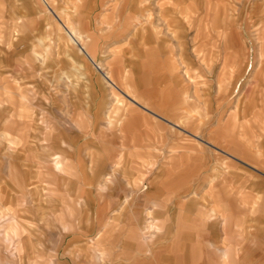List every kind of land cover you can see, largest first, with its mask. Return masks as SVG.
Masks as SVG:
<instances>
[{
    "label": "crops",
    "instance_id": "crops-1",
    "mask_svg": "<svg viewBox=\"0 0 264 264\" xmlns=\"http://www.w3.org/2000/svg\"><path fill=\"white\" fill-rule=\"evenodd\" d=\"M41 1L46 5L44 12L50 14L49 23L52 25V31L49 33L50 42L45 44L48 47L38 48L32 43L25 30L15 27L0 28V94L7 96L0 100V121L1 119L3 121L2 125L0 123V132L3 138L2 147L4 148L5 143L8 145L12 142L14 144L13 157L21 161L18 175L20 183L24 177L37 172L41 180L39 182L43 183L45 192L50 194V198L47 200L51 202V206L72 207L74 205L77 208L75 216L71 217V223L66 222L61 216L62 207L59 208L60 214H58L61 216L60 221L57 218L47 219L51 222H60L66 228L64 229L63 226L58 229L46 228L43 240L45 234L50 230L57 231L58 238L62 240L67 238L71 232H75L74 234L77 236L79 231L83 230L84 220L91 222L92 209L87 211V216L76 218L79 212V204L77 205V203H80L83 198L84 178L87 179L86 192L89 195L94 191L96 178L94 175L84 178L79 176L80 167L82 170L85 169H83V165L75 166V173L67 174L68 185L65 189L67 203H64L62 202L64 198L52 191L55 180L59 178L49 169L53 164L56 170L61 171L68 165L67 160L70 159L71 152L80 155L83 151L81 141L83 136H86V152L89 157V165H87L86 170L89 169L96 176L98 175V162L95 152L96 137H94L96 125L94 121L98 116L96 92L98 84L93 77L87 75V71H83L84 64L88 63L85 57L92 61L96 69L101 70L102 66L95 62L97 47L95 46V50L93 46L97 45L98 42L93 43L89 33L90 28L83 33L80 27H75L70 18V16L73 18V15L79 14L77 11H73L72 0ZM137 1H130L131 9L129 13H126L130 21L125 24V30L127 31L133 26L132 36L142 30L146 34L148 33V36H145L148 40L146 45H150V41H156L158 44L163 42L164 58L162 61L161 59H152L150 56L154 54L153 49L148 48L142 51L145 52L143 61L140 59L141 57L135 60L137 64L140 61L142 65L144 63L143 71H141L144 73L142 78L146 81H144V88L140 95L134 94L137 90L129 95L124 86L126 82L122 81L120 74H117V69L113 66L112 61L107 62V70L100 72V74L110 84L111 94L115 96L117 102L125 103L124 98L131 101L130 105L125 103L129 105V109L132 111L129 122L133 121L135 114L137 115L141 110L147 112L144 116L146 121H140L136 126L134 125L131 134L134 132L138 137L136 146L142 148L149 145L150 135L147 134H153V153L148 152V154L146 152L147 155L138 154L137 157L140 156V159L152 157L145 171L141 174L145 173L144 182L145 180L148 181V190L155 192L156 203L160 201L158 192L164 190L165 184L168 183L178 185L182 192H201L199 195L188 194L190 196H187L190 199L188 201H195L200 206L199 209L193 210L190 206L191 202H187L194 216H190V210L187 208L184 211V216L187 219L179 218L177 222L172 221L173 232L176 233L171 238L173 240L182 239V250L181 252L177 251L179 264H219L217 263L218 260L212 261L210 257L212 254L221 258V264H252L253 258L256 259L255 264H264V193L262 195L256 194L257 191H264V126L259 124L261 121L264 122V107H262L264 100L261 97L264 95V84L261 86L258 79L261 77L260 73L263 74L264 71L254 72L252 79L254 78L255 81L252 80L250 85L241 88L237 97L230 102L225 96L229 93L233 94L234 90L232 89L236 87L220 88L213 86L208 81H212L214 79L212 77H205L207 82L204 83V86L197 87L198 92H196V87L185 83L187 77L191 76L192 80L197 77L190 75V70L193 69L189 67L190 63L184 60L186 44L179 40L180 63L185 67L183 72L177 71V62H173L171 59L173 55L168 54L174 50L171 39L173 37L180 38L174 18L180 19L181 22H188L189 17L186 15L178 16L177 14L181 15L182 12H174L173 9H171L172 12L164 13L166 26H168L166 30H168L170 39L162 40V28L157 33H150L151 27L155 25V22L151 20L150 7H148L151 0L145 2L140 0L138 2L139 7ZM176 4L177 1L175 0L167 2V5L171 7H175ZM257 11L259 13V10ZM143 13L148 14L146 20L141 18ZM258 24L256 22L253 26L254 31L257 30ZM147 25L151 26L148 27ZM236 25V27L231 26L229 28L227 22H222L218 24V27H213L216 31L219 30L218 33L221 31L220 34L225 35L219 46L227 48L230 44L228 42L237 39L238 29L243 31V27H239L238 23ZM229 30L232 31L230 34H228ZM232 33L234 34L231 35ZM5 36L8 37V50L1 47L4 45ZM67 46L73 47V49L69 51ZM53 53L56 57L58 55L57 59L53 57ZM62 54H68L69 66L66 65V61L59 57ZM132 70H125L124 73L128 72L130 75L126 76L125 74L123 76L125 79L130 78L128 81L130 87L136 88L139 82L133 80L136 77L131 72L138 73V71L134 68ZM217 77L221 79V73ZM160 79L168 80L167 84H161ZM200 95L206 96L202 103ZM209 95L224 97H216L213 100L208 98ZM191 96L197 101L194 100L193 104H197L198 100H200L199 105L203 104L204 118L190 115V113L181 114V111L186 109V104L193 105ZM33 100L35 101L33 102ZM84 106L89 113L90 124L78 114ZM68 108L72 112L69 115L70 118H63L62 116ZM163 110L169 112L167 114L168 120L160 114ZM56 116L60 117L61 121L69 122L72 127V137L70 140L63 138L60 140V143L70 146L69 150H59L53 155L50 154L51 148L46 144L56 141H49L46 135L49 136L50 134L48 135L46 132L48 128L57 127L56 121L54 122ZM164 120L172 123V126L176 128H181L184 125V131L177 135L172 132L168 135L163 134L164 129L161 126L164 125ZM186 124L188 125L185 127ZM91 127L93 128L90 129ZM17 141L28 144L45 143V145H43L42 151L29 148L32 150L30 154L28 153L30 155L28 160L31 158V163H27L21 155L16 153L15 142ZM181 142L188 143L187 148L190 149L191 153L182 149L177 150V147L186 148V146L180 147ZM143 143L144 146H141ZM166 146L168 147L167 152ZM171 146L174 150L172 155L173 166H168L167 161L169 160L167 158H170L168 156L171 153ZM8 150V147L6 150H1L3 159H7ZM67 152H70L69 156L66 155ZM55 161H58V164ZM152 161H156V164L149 167ZM47 168L49 169L47 170ZM153 170L157 171L154 177L150 179ZM6 173L7 170L3 169V175ZM130 173L136 175L132 168ZM201 183V187L197 189ZM205 192H208L207 197L209 199L205 200L204 205H202L199 201ZM240 192L245 193L242 199ZM249 192L253 194L251 195ZM54 196L55 198H53ZM28 200L31 199L28 198ZM52 201L54 202L52 203ZM253 211L254 214L251 213ZM210 212L212 213L210 214ZM197 223H201V228L204 227L202 229L204 234L198 231ZM237 224H239L238 227ZM234 239L237 241L235 242ZM208 245L211 246L210 249L205 247ZM92 246H97L95 247L96 250L99 246L101 248L108 247L102 240L95 241L93 239L86 241V246L82 247L80 241L75 239L65 249V253L70 259L69 264H79L81 253L86 251L85 248ZM127 247L124 244L125 254ZM101 248H99L98 253L102 255L100 258L106 264L110 260V252L106 249L101 250ZM73 252L76 256L75 259L71 256ZM54 263L63 264L57 259ZM119 264H125V262L121 261Z\"/></svg>",
    "mask_w": 264,
    "mask_h": 264
},
{
    "label": "rangeland",
    "instance_id": "rangeland-1",
    "mask_svg": "<svg viewBox=\"0 0 264 264\" xmlns=\"http://www.w3.org/2000/svg\"><path fill=\"white\" fill-rule=\"evenodd\" d=\"M130 1L131 0L71 1L73 11H77L79 14L73 15V18L70 16V18L74 22L73 24H75V27H80L83 33L87 32L85 30L90 28L89 33L91 34L93 43L95 41L98 42L97 45L95 44L93 46V49L97 47V50L95 49L97 51L95 62L100 63L102 66L101 70L96 69L92 61L85 57L88 63H83V71H87V75L93 77L98 84L96 90L98 116L94 121L96 123L94 127V137H96L95 152L98 162V175L96 176L95 173H92L89 169L86 170L87 165H89V157L87 156V146L85 143L86 136H83L81 141L83 144L82 153L79 155L71 152V157L70 159L68 158L70 161L67 160L68 165H66L63 170H56L53 164H51L52 167L50 169L47 168V170L49 169V171H52V173L59 178L55 180L52 191L53 193L57 192L56 194L64 198L62 201L64 203H67V194L65 192L68 185L66 181L67 174L75 173V166L83 165V169H85L82 170L80 167L79 176H83V178L86 176H95L96 185L93 193L90 195L86 192L87 179L84 178V192L83 196L81 195L83 198L80 203H77V205L79 204V212L76 218L87 216V211H89V209L93 210V217L90 222L92 224L87 220L83 221V230H80L77 236L74 234L75 232H71L67 238L65 237L60 240L57 231H48V233L45 234L43 246L35 249V264H55L54 262L56 259L63 262V264H69L70 259L68 254L65 253V249L75 239L80 241L82 247H84V245L86 246V241L89 239L95 241L102 240L104 244L108 246L104 248L99 246L98 250L95 248L97 246L85 248L86 251L81 253L79 264H105L103 259L100 258L102 255L98 253L99 248H101V250L106 249V251L110 252V260L106 264H119L121 261H124L125 264H179V255L177 251L181 252L182 250V239L173 240V238H171V236L176 233L173 232L174 226L172 221L174 220L177 222L179 218L187 219L184 216V211L187 208L189 210L191 209L188 207L189 205H187V202H191L188 201L190 200L187 197L190 196L188 194L199 195L201 192H182L179 190L178 185L168 183L165 184L164 190L158 192L160 201L156 203L154 198L155 192L148 190V181L146 182L145 180L144 182L145 173L141 174L145 171L152 157L144 159H140V156L137 157L138 154L147 155L146 152L150 153L154 151V148H152L154 145L153 134H147L150 135L149 145L144 146L143 143L141 145L144 146L143 148L136 146L138 137L134 132L132 133L133 135L131 134L134 125L136 126L140 121H146L144 116H146L147 112L141 110L137 115L135 114V119L129 122V117H131L130 112H132L129 109V103L131 101L124 98L125 103L129 105L117 102L115 96L111 94L112 89L110 84H108L100 74V72L102 73V71L107 70V62L112 61L113 66L117 69V74H120L122 81L126 82L124 86L129 95L135 90L137 91L134 94L140 95L141 90L144 88V81H146V79L142 78L144 77V73L142 72L144 63L142 65L140 61L137 64L135 60L141 57L140 59L143 61L145 52L143 53L142 51L148 48L153 49L154 54L150 56L152 59H161L162 61L164 58L163 42L158 44L156 41H150V45H146V41L148 40L145 36H148V33L146 34L142 30L132 36L133 26L127 31L125 30V24L130 21L129 16L126 14L129 13L131 9ZM139 1L140 0L137 1L138 7ZM141 1L145 2L146 0ZM168 1L171 0H151V4L148 5V7H150V15L152 16L151 20L155 22V25L151 27L150 33H157L162 28V40L165 38L170 39L169 33L167 32L168 30H166L168 26H166V15L164 13L169 11L172 12L171 9H173L174 12H182L181 15L178 13V16H188V22H181L180 19L177 20V18H174L180 38L173 37L171 39L174 50L168 54L173 55L171 56L173 62H177V71L183 72L185 67L180 63L181 58L179 54L181 48L179 47V40L186 44L184 60L190 63L189 67L193 69L190 70V75L197 76L192 80L191 76L187 77V74L185 80L186 85L196 87L195 91L198 92L197 87H202L204 83L207 82L205 77H212L214 79L208 81L213 86H218L220 88H227L229 86L232 88L236 87L232 89L234 90L233 94L229 93L225 96L229 102L233 101L234 98L237 97L239 90L241 91V88L250 85L252 80L255 81L254 78L252 79V74H254V72L264 71L262 70L264 67V0H175L177 1L175 7L167 5ZM91 2H95V4ZM124 2L126 3L124 4ZM45 9L46 5L41 0H0V28L15 27L25 30L28 37L32 40V43L38 48H44L47 46L45 44H49L50 42L49 33L52 31V25L49 23L50 14L45 13ZM257 10H259V13H257ZM53 13L55 12L53 11ZM147 15L148 14L143 13L141 18L146 20ZM125 20H127L126 23ZM222 22H227L229 28L231 26L236 27L237 23L239 27H243V31H239L238 29L237 39L228 42L230 44H228L227 48L219 46V43L224 39L225 35H221V31L218 33L217 31L219 30L216 31L213 29V27H218V24ZM256 22L259 24L256 26L257 30L254 31L253 26ZM147 26L150 27L151 25ZM231 32L232 31L229 30L228 34ZM233 34L234 33L231 35ZM1 47L8 50L9 45L7 36L4 37V45ZM67 48L69 51L73 49V47L70 46H67ZM54 53H56V51H54ZM54 53L53 57L57 59L58 55L56 57ZM59 57L66 61V65L68 64L69 66L70 59L68 54H62ZM133 68L138 71V73L131 72L136 77V79L133 80L139 82L136 88L133 86L130 87L128 84L130 78L125 79L124 77L125 74L126 76L130 75L128 72L124 73V71H133ZM220 73L221 79H218L217 76H219ZM260 76V78L258 77L259 83L263 86L262 84H264V82L262 81L264 79L261 78L264 77V73H260ZM159 81L161 84L166 85L168 80L160 79ZM228 91L230 92V89ZM220 96L221 95H209L208 98L215 100L216 97L219 98ZM4 97L6 98L7 96L0 94V100ZM199 97L202 103L203 98L206 96L200 95ZM261 97L264 100V95H261ZM196 98H198V96H196ZM194 100L195 98L191 96L192 104ZM200 100H198L197 104L195 103L191 106L186 104V109L181 111V114L190 113V115L202 116L204 118L205 109L203 104L199 105ZM34 101L35 100H33V102ZM195 102L197 101L195 100ZM262 107H264V104H262ZM187 108H190V110H187ZM70 113L72 112L68 108L67 111L65 110V114H63L62 117L70 118ZM168 113L169 112L166 110L160 112L167 120L169 119ZM78 114L90 124L89 113L85 106L83 109H80ZM167 120H164V125L161 126L164 129L163 134L168 135L172 132L177 135L184 131V125L181 126V128H176ZM54 122L57 124V127L48 128L46 132V134H50L49 136L46 135L49 141H56L51 144H46V146L51 148L50 154L53 155L59 150H69L70 146L60 143V140L62 138L70 140V137H72V127L69 125L68 121H61V118L56 116ZM0 123L1 125L3 124L2 119ZM259 124L264 126L263 121ZM187 125L188 124H186L185 127ZM92 128L93 127L90 129ZM43 145H45V143L28 144L18 141L15 142L16 153L21 155L27 163H31V158L28 160L30 157L28 153L30 154L32 152L30 149L42 151ZM2 146L3 140L0 142V191L2 190L1 202L3 204V210H6V207H10L14 212L16 209V213L14 214L18 216V219L20 218L19 221H23L24 217H28V219L37 226L39 223H44L47 219L52 220L53 218H57L60 220L61 216H63L66 222L71 223V217L75 216L77 208L71 203L72 207L51 206V202L47 200V198H50V194L45 192L43 183L39 182L41 180L37 172L27 176L30 177V181L27 186H25V191L18 185H15L16 183L14 184L9 180L6 177L7 173L5 176L3 175V169L7 170L6 164H8L12 158L14 160L15 158L13 157L14 144L12 142L8 145L5 143L4 148ZM182 146H186V148L177 147V150L180 151L182 149L187 153H191L190 149L187 148L188 143L184 144L181 142L180 147ZM7 147L9 149L7 153L8 160L3 159L1 156V150H6ZM167 151L168 147L166 146V152ZM69 153L70 152H67L66 155L69 156ZM173 153V146H171V153L168 156L170 158H167L169 160L167 161L168 166H173ZM5 160H7L6 162L8 163H6ZM17 162L18 171H20L19 164L21 161L17 160ZM155 164L156 161H152L149 167H153ZM131 168L135 171L134 174L136 175L130 173ZM156 171L153 170L151 172L150 179L154 177ZM201 185L202 183L197 186V189L200 188ZM263 193L264 191L256 192L258 195H262ZM207 194L208 192H205V195L202 194L201 200L199 199L200 204L204 205V201L209 199ZM239 194L242 199L245 193L240 192ZM249 194L252 195L253 193L249 192ZM24 195L26 197H24ZM28 198L31 200L29 201ZM53 198H55V196ZM23 200H25V202ZM190 204L193 210L200 208L195 201H192ZM16 206L17 208H15ZM61 207V216H58V214H60L59 208ZM211 213L212 212H210V214ZM251 213L254 214L255 212L253 211ZM190 216H194L191 210ZM197 224L199 227L198 231L204 234V230H202L204 227L201 228V223ZM60 226H63L64 229L66 228V226L61 225L60 222L58 223V227L55 228L58 229ZM238 226L239 224H237V227ZM43 236L44 235L41 233L40 237ZM234 241L236 242L237 240L234 239ZM124 244L128 246L126 254L124 252ZM205 247L207 249L211 248L210 245ZM2 252L4 254L7 250L2 249ZM71 256L73 259L76 258L74 252L71 253ZM210 257L212 261L218 260L217 263L221 264V258L218 255L212 254ZM255 260L256 259L253 258L252 264H255Z\"/></svg>",
    "mask_w": 264,
    "mask_h": 264
},
{
    "label": "bare ground",
    "instance_id": "bare-ground-1",
    "mask_svg": "<svg viewBox=\"0 0 264 264\" xmlns=\"http://www.w3.org/2000/svg\"><path fill=\"white\" fill-rule=\"evenodd\" d=\"M0 108H1V102H0ZM2 140H3L2 133L0 132V142H2ZM7 160H5V162ZM55 162H57L58 164V161ZM6 166H7L6 177L9 180H11L14 184L16 183L15 185H18L19 187H21V189L25 191V186H27L28 182L30 181V177H24L22 182L20 183V181L18 180L19 171H18L17 158H15V160L12 158L10 162L6 164ZM1 191H0V264H35V249L43 246V237H40V234L42 233L44 235V229L48 227L49 228L58 227V223L55 221L51 222L45 220L44 223L43 222L39 223L37 226L33 224L31 220L28 219V217H24L23 221H19L20 218L18 219V216L14 214L16 213L15 212L16 209L14 210V212L13 209H11L10 207H6V210H3L2 207L3 204L1 202V196H2ZM24 197L26 196L24 195ZM25 200L23 201L25 202ZM15 208H17V206ZM2 249H6L7 252L3 254Z\"/></svg>",
    "mask_w": 264,
    "mask_h": 264
}]
</instances>
